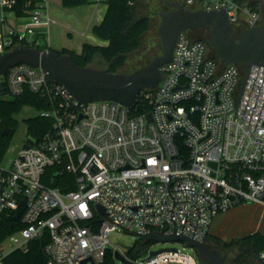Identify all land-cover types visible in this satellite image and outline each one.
<instances>
[{
    "label": "built area",
    "instance_id": "1",
    "mask_svg": "<svg viewBox=\"0 0 264 264\" xmlns=\"http://www.w3.org/2000/svg\"><path fill=\"white\" fill-rule=\"evenodd\" d=\"M176 1L190 10L225 9L240 35L262 25L260 12L241 0ZM16 4L0 0V55L16 46L50 50L48 0H26L20 16ZM238 65L224 66L206 42L182 31L155 89L141 90L132 109L80 103L41 67H9L0 75V101L29 92L44 107H23L35 111L28 118L50 124L35 138L25 118L26 139L13 158L5 160L9 148L0 158V221L12 220L26 199L21 228L0 243V263L45 240V264H98L108 250L136 264H200L178 249L129 256L119 245L109 249L108 235L203 242L217 215L240 204L264 206V65L250 68L241 93ZM258 259L264 264L263 251Z\"/></svg>",
    "mask_w": 264,
    "mask_h": 264
},
{
    "label": "water",
    "instance_id": "2",
    "mask_svg": "<svg viewBox=\"0 0 264 264\" xmlns=\"http://www.w3.org/2000/svg\"><path fill=\"white\" fill-rule=\"evenodd\" d=\"M163 3L167 9L159 14L160 22L157 27L160 54L129 74L112 73L90 66L79 67L68 54L59 55L53 50L40 51L36 48L16 46L0 55V75L18 63L39 66L50 82L62 85L80 103L111 101L132 109L138 103L140 91L153 90L160 81V68L170 62L177 35L182 31L193 32L196 29L208 28L207 45L224 66L246 64L241 80V93L250 68L257 64L264 65V25L246 28L236 39L225 9L190 10L176 0H163ZM147 117L150 119V114ZM2 133L7 136L9 130L5 128ZM27 143L30 144L31 141L27 140ZM26 147L25 145L24 148ZM25 206L26 199H23L12 217L13 221H18ZM98 211L104 213L99 206ZM148 240L162 243L181 242L195 250L200 262L226 264V255H221L216 249H210L206 240L197 242L184 236L162 237L156 234L150 235ZM119 248L124 253L128 252L126 248ZM161 252H177V249H159L151 251L149 256ZM113 258L126 264L130 263L118 250L114 251ZM87 261L94 264L91 260H85L81 264H86Z\"/></svg>",
    "mask_w": 264,
    "mask_h": 264
},
{
    "label": "trees",
    "instance_id": "3",
    "mask_svg": "<svg viewBox=\"0 0 264 264\" xmlns=\"http://www.w3.org/2000/svg\"><path fill=\"white\" fill-rule=\"evenodd\" d=\"M142 0H106L107 9L102 21L93 26L92 33L99 39L106 41L104 46H93L84 44L81 52L77 54L74 51L62 50L57 52L59 55L68 54L72 61L79 67L89 66L93 62V56L98 55L107 65L105 69L108 72L115 73L124 66L127 56L140 47V38L149 30L150 22L147 17H138V6ZM244 2V0H241ZM26 0H17L14 7L17 15H22ZM87 0H61L64 7H76L86 3ZM32 4V2H31ZM30 4V7H31ZM253 9L254 4H249ZM43 50V48H40ZM215 55L214 53L212 54ZM246 68L245 63L239 65ZM241 71V70H240ZM33 106L37 109L43 108V103L36 96L25 92L14 100L0 101V158L5 153L8 142L17 128V121L13 118L23 107ZM142 108H144L142 106ZM27 132L32 137H39L48 127L50 122L37 117L25 120ZM7 128L9 134L3 135V130ZM54 184V183H53ZM21 228L20 222H13L11 218H4L0 221V243L5 241L10 235ZM210 235V234H209ZM206 243L210 249L222 250L225 253H234V257L228 264H251L252 261L260 260L258 255L264 252V234L253 232L246 236L225 241L217 236H209ZM151 240L141 239L136 244L139 248H145ZM45 240L32 241L26 252L13 250L2 260V264H45L43 246ZM131 254V253H130ZM203 262H200L202 264ZM205 263V262H204ZM98 264H114V258L111 250H108L103 260ZM207 264V263H206Z\"/></svg>",
    "mask_w": 264,
    "mask_h": 264
},
{
    "label": "rangeland",
    "instance_id": "4",
    "mask_svg": "<svg viewBox=\"0 0 264 264\" xmlns=\"http://www.w3.org/2000/svg\"><path fill=\"white\" fill-rule=\"evenodd\" d=\"M173 1V0H172ZM264 1V0H263ZM246 4H254L255 8L258 9L261 16L264 14L262 7V0H244ZM50 10H56L57 8H63L61 0H48ZM59 4V5H58ZM167 8L163 3V0H142L138 6V17H147L150 22L149 30L140 38V47L135 52L127 56L126 63L123 67L119 68L116 73L129 74L136 69L145 66L155 56L160 54V40L157 33V27L160 22L159 14L165 11ZM23 20H19V23H23ZM49 29V38H50ZM209 35L208 28L196 29L190 32V37L194 40H200L207 43ZM48 37V34H47ZM67 38V37H66ZM47 42L44 46H47ZM214 51L210 49V54ZM100 57L96 54L93 56L92 67L96 69H106L107 65L100 61ZM240 70L243 76L246 68L240 66ZM35 114V111L29 108H23L18 114H14L13 118L17 121V128L9 139L7 148L13 149L10 151L5 160L14 157V154L18 147L21 146L23 140L26 139V125L24 119ZM209 236H217L218 238L225 240L239 238L246 236L253 232H261L264 234V206L259 204H240L233 209L219 214L214 217ZM216 233V234H212ZM231 238V239H230ZM110 242L109 249H114L115 245H119L123 248L128 249V255L137 257L139 259L146 258L151 251H156L164 248H176L180 252L188 254L192 257H196L199 261L195 250L181 242H157L151 241L145 248H139L136 244L142 238L139 236L126 232L124 230L112 231L108 235ZM221 255H226V264L234 257V253H225L222 250H218ZM131 253V254H130ZM200 263V261H199ZM114 264H126L119 260H114ZM136 264V263H127ZM206 264V263H202ZM251 264H260L258 260H254Z\"/></svg>",
    "mask_w": 264,
    "mask_h": 264
},
{
    "label": "crops",
    "instance_id": "5",
    "mask_svg": "<svg viewBox=\"0 0 264 264\" xmlns=\"http://www.w3.org/2000/svg\"><path fill=\"white\" fill-rule=\"evenodd\" d=\"M48 8L50 15L55 21V23L49 27L51 33L50 38L48 29L47 46L50 50L55 52L69 50L79 54L84 44L93 46H104L107 44L106 41L97 38L92 33L93 26L98 25L104 17L107 9L106 0L98 4L87 0V2L82 5L71 8L63 6V8L60 7L54 11L50 10L48 4ZM18 22L19 21H16V23ZM89 66H93L92 62ZM228 240L229 239H225V241Z\"/></svg>",
    "mask_w": 264,
    "mask_h": 264
},
{
    "label": "flooded vegetation",
    "instance_id": "6",
    "mask_svg": "<svg viewBox=\"0 0 264 264\" xmlns=\"http://www.w3.org/2000/svg\"><path fill=\"white\" fill-rule=\"evenodd\" d=\"M262 7H263V10H264V1L262 0ZM261 24L262 25H264V14H263V16H261ZM233 36H234V38H239V36H240V32L239 31H235L234 30V32H233Z\"/></svg>",
    "mask_w": 264,
    "mask_h": 264
}]
</instances>
